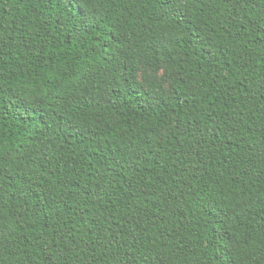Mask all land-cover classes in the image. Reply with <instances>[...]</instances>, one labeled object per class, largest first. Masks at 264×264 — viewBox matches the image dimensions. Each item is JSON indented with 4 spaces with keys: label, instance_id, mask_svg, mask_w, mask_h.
I'll list each match as a JSON object with an SVG mask.
<instances>
[{
    "label": "trees",
    "instance_id": "16d2710c",
    "mask_svg": "<svg viewBox=\"0 0 264 264\" xmlns=\"http://www.w3.org/2000/svg\"><path fill=\"white\" fill-rule=\"evenodd\" d=\"M0 264H264V0H0Z\"/></svg>",
    "mask_w": 264,
    "mask_h": 264
}]
</instances>
